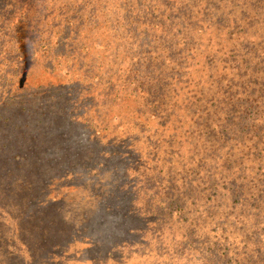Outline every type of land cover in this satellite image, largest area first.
<instances>
[{
    "label": "trees",
    "instance_id": "1",
    "mask_svg": "<svg viewBox=\"0 0 264 264\" xmlns=\"http://www.w3.org/2000/svg\"><path fill=\"white\" fill-rule=\"evenodd\" d=\"M222 29L231 46L228 51L216 52L212 39L210 50L200 44L201 34L203 38L208 30ZM198 44L200 54L217 64V77L209 76L211 61L202 63L201 70L188 68ZM34 65L53 75L36 81L42 84L32 90ZM93 83L101 90L93 95L102 98L108 90V99L131 101L142 120L161 119L164 126L184 112L201 117L198 123L203 125L206 117L212 143L209 158H224L228 169L253 156L248 174L255 178H244L257 192L251 204L255 220L249 222L245 212H235L242 184L234 181L235 206L212 212L202 236L207 253L213 251L218 264L230 263L239 254L253 255L250 251L255 254L253 264H264V0H0V161L28 163L33 153L48 149L56 151L50 167L63 169L64 158L72 160L70 154L77 152L70 141L83 132L70 105L73 98L89 97ZM40 91L46 97L41 98ZM53 113L58 114V127L48 121ZM117 115L104 104L81 124L102 135L95 124L101 121L107 130L109 121L121 118ZM26 120L34 121L35 131L22 126ZM125 123L137 126L123 118L116 125ZM81 137V145L90 144ZM112 138L114 144L127 142L119 133ZM215 152L221 154L214 157ZM8 166L1 167V175ZM39 167L34 163L28 171L42 175L45 171ZM4 185L6 190L10 187L7 181ZM27 190L35 187L28 185L23 192ZM39 238L45 243L50 236Z\"/></svg>",
    "mask_w": 264,
    "mask_h": 264
},
{
    "label": "rangeland",
    "instance_id": "2",
    "mask_svg": "<svg viewBox=\"0 0 264 264\" xmlns=\"http://www.w3.org/2000/svg\"><path fill=\"white\" fill-rule=\"evenodd\" d=\"M214 33L220 38L211 37ZM225 34V29L208 30L198 38L209 50L212 39V48L225 53L231 47ZM200 48L199 44L194 48L195 58L188 60V68L201 70L202 63L211 61L209 76L217 77V64L207 54H200ZM183 58H179L181 64ZM32 70V90L42 84L36 81L53 75L41 65H34ZM83 85L89 86L87 82ZM93 86L89 97L73 98L70 105L83 132L70 141L77 152L70 154L72 160L64 158L60 165L63 169L50 167L56 151L48 149L33 153L28 163L0 161V169L9 165L5 175L0 174V264H218V257L213 251L207 253L204 246L207 242L202 234L209 226L206 221L212 212L235 206L234 181L242 184L235 212H245L249 222L255 220L251 204L257 192L244 178H255L248 174L254 165L253 156L240 160L238 168L228 169L224 158H209L207 148L212 143L206 117L202 125L198 123L201 117L177 112L179 120L173 118L163 126L161 119L158 123L139 118L138 108L127 99L119 103L108 99V90L102 98L93 95L101 91L99 85ZM39 93L41 98L46 97ZM28 96L33 99L31 91ZM104 104L137 126H117L119 118L115 123L109 121V129L103 130L105 124L100 121L95 126L102 135H97L93 127L81 124L91 120L94 109L102 110ZM57 115H48L51 125H57ZM32 122H22L30 133L36 130ZM116 133L127 142L114 144L112 135ZM82 134L88 146L81 145ZM230 138L229 144H233ZM34 163L40 165L39 170L44 169L42 175L29 173ZM5 181L10 184L7 190ZM28 185L35 190L24 193ZM47 235L50 238L42 242L39 237ZM250 253L253 255L234 256L227 264H253L255 254Z\"/></svg>",
    "mask_w": 264,
    "mask_h": 264
}]
</instances>
